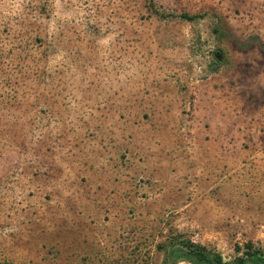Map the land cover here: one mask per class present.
<instances>
[{
    "label": "rangeland",
    "instance_id": "1",
    "mask_svg": "<svg viewBox=\"0 0 264 264\" xmlns=\"http://www.w3.org/2000/svg\"><path fill=\"white\" fill-rule=\"evenodd\" d=\"M261 50L264 0H0V264H190L178 242L264 258V147L227 160L195 122L232 55ZM88 145L118 167L98 218L68 182Z\"/></svg>",
    "mask_w": 264,
    "mask_h": 264
},
{
    "label": "crops",
    "instance_id": "2",
    "mask_svg": "<svg viewBox=\"0 0 264 264\" xmlns=\"http://www.w3.org/2000/svg\"><path fill=\"white\" fill-rule=\"evenodd\" d=\"M251 45L238 52L248 50ZM231 59L227 77L217 81L218 85L215 87L207 85L199 96L201 102L195 110L196 127L201 134L203 149L211 148L209 153H221L227 160L235 157L236 149L243 141L249 144V154L255 152L252 148L258 143L264 147V134L257 136L252 131L254 123L264 119V106L258 105V100L254 97L256 93L264 96V54L235 53ZM260 100L264 103V98ZM87 147L80 156L72 159L68 182L73 197L72 204H81L83 214H94L92 208L99 205L101 200L104 201L101 194L105 196L107 180L115 177L118 167L114 160L111 162L108 159L103 150L89 145ZM239 152L242 153V150L239 149ZM204 153L207 154L205 151ZM60 176L61 173L50 172L49 183L59 181ZM82 216L73 218L74 227L78 223L83 224ZM98 217L96 211L93 218ZM97 222L99 223V219Z\"/></svg>",
    "mask_w": 264,
    "mask_h": 264
},
{
    "label": "trees",
    "instance_id": "3",
    "mask_svg": "<svg viewBox=\"0 0 264 264\" xmlns=\"http://www.w3.org/2000/svg\"><path fill=\"white\" fill-rule=\"evenodd\" d=\"M186 21H191L196 19V16H187L185 14L180 16ZM252 42L249 40H245L244 43L239 44V47L242 49L248 48ZM260 46V43L257 42ZM264 54V50H261ZM166 256L172 260H183L190 264H229V263H222L218 257L210 256L205 250L195 244H191L188 242H178L171 244L168 248ZM235 264H264V258L257 252H251L248 258L244 260H239Z\"/></svg>",
    "mask_w": 264,
    "mask_h": 264
}]
</instances>
